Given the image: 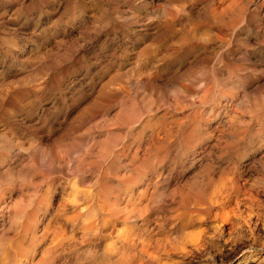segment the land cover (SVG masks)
I'll return each mask as SVG.
<instances>
[{"label":"rangeland","instance_id":"rangeland-1","mask_svg":"<svg viewBox=\"0 0 264 264\" xmlns=\"http://www.w3.org/2000/svg\"><path fill=\"white\" fill-rule=\"evenodd\" d=\"M0 232V264H264V0H0Z\"/></svg>","mask_w":264,"mask_h":264},{"label":"bare ground","instance_id":"bare-ground-1","mask_svg":"<svg viewBox=\"0 0 264 264\" xmlns=\"http://www.w3.org/2000/svg\"><path fill=\"white\" fill-rule=\"evenodd\" d=\"M231 40V39H230ZM119 140V139H118ZM29 202V201H28ZM89 205V204H88ZM20 217V216H19ZM1 233V232H0Z\"/></svg>","mask_w":264,"mask_h":264}]
</instances>
